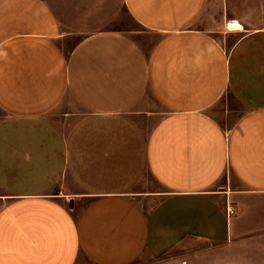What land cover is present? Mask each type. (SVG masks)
I'll list each match as a JSON object with an SVG mask.
<instances>
[{
  "label": "crops",
  "instance_id": "obj_1",
  "mask_svg": "<svg viewBox=\"0 0 264 264\" xmlns=\"http://www.w3.org/2000/svg\"><path fill=\"white\" fill-rule=\"evenodd\" d=\"M189 240L264 264V0H0V264Z\"/></svg>",
  "mask_w": 264,
  "mask_h": 264
},
{
  "label": "rangeland",
  "instance_id": "obj_2",
  "mask_svg": "<svg viewBox=\"0 0 264 264\" xmlns=\"http://www.w3.org/2000/svg\"><path fill=\"white\" fill-rule=\"evenodd\" d=\"M242 110V105L230 92H227L215 107V111H226V116L222 119L225 124L235 122L236 118L242 113ZM258 248L260 247H254L252 245L239 246L238 244L189 240L176 247L163 259H140L134 264H223L222 257L227 260L229 259L228 256L231 257V255L236 254L252 256L256 254ZM229 263L238 264L232 261Z\"/></svg>",
  "mask_w": 264,
  "mask_h": 264
},
{
  "label": "bare ground",
  "instance_id": "obj_3",
  "mask_svg": "<svg viewBox=\"0 0 264 264\" xmlns=\"http://www.w3.org/2000/svg\"><path fill=\"white\" fill-rule=\"evenodd\" d=\"M228 26L232 29H241L242 27V25L238 21H229Z\"/></svg>",
  "mask_w": 264,
  "mask_h": 264
},
{
  "label": "built area",
  "instance_id": "obj_4",
  "mask_svg": "<svg viewBox=\"0 0 264 264\" xmlns=\"http://www.w3.org/2000/svg\"><path fill=\"white\" fill-rule=\"evenodd\" d=\"M229 211L232 212L233 211V208L232 207H229Z\"/></svg>",
  "mask_w": 264,
  "mask_h": 264
}]
</instances>
